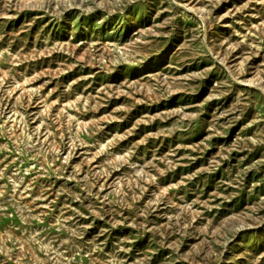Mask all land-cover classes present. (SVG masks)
<instances>
[{"label": "rangeland", "instance_id": "rangeland-1", "mask_svg": "<svg viewBox=\"0 0 264 264\" xmlns=\"http://www.w3.org/2000/svg\"><path fill=\"white\" fill-rule=\"evenodd\" d=\"M0 264H264V0H0Z\"/></svg>", "mask_w": 264, "mask_h": 264}]
</instances>
